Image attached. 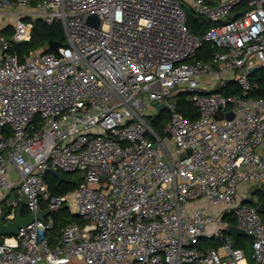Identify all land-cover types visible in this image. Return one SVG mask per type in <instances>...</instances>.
I'll return each instance as SVG.
<instances>
[{
    "label": "built area",
    "instance_id": "built-area-1",
    "mask_svg": "<svg viewBox=\"0 0 264 264\" xmlns=\"http://www.w3.org/2000/svg\"><path fill=\"white\" fill-rule=\"evenodd\" d=\"M14 4L31 11L10 39L0 36V215L9 206L5 221L22 205L34 214L67 207L85 223L67 225L52 244L53 215L35 219L3 238L0 264H248L225 214L264 264L263 216L239 197L242 183L264 185V97L250 96L251 74L264 70V0ZM188 8L213 24L201 37L187 27ZM26 18L61 22L66 44L21 63L11 42L29 41ZM203 43L215 54L193 61ZM231 82L240 95L214 92ZM182 93L199 117L177 112ZM160 104L171 113L162 136L146 115ZM47 169L83 181L53 195ZM207 236L222 246L202 253L195 245Z\"/></svg>",
    "mask_w": 264,
    "mask_h": 264
},
{
    "label": "trees",
    "instance_id": "trees-1",
    "mask_svg": "<svg viewBox=\"0 0 264 264\" xmlns=\"http://www.w3.org/2000/svg\"><path fill=\"white\" fill-rule=\"evenodd\" d=\"M10 4H14L16 0H8ZM34 4V3H33ZM247 9V3H243L238 6L233 13V18H238L243 11ZM26 21L32 22L34 27L32 30L31 37L29 41L25 43H15L11 42V53L16 54L21 63H24L28 57H30L34 52H46L51 53L55 52L52 50L49 45L51 43H60L66 44V35L64 31V27L61 22H54L52 24H48L42 19L33 20L31 18H27ZM213 24L195 14L191 9H187V27L189 31L196 36H203ZM15 28L13 26H6L0 31V36L12 37L14 35ZM215 49H213L210 43H203V46L198 50L195 59L193 61L204 60L210 61L213 55L215 54ZM252 81V91L250 96L254 98L264 97V70H257L251 74ZM221 92L226 95H240L241 89L238 87L237 83L231 82L228 88L214 91ZM177 112L186 118L195 119L199 117V108L194 106L187 98L185 93L180 94L177 97ZM171 119V113L168 110L163 112H158L157 116L152 119L150 122L153 129L162 136L164 134V128L168 121ZM65 177L68 179V182H62L57 177L52 174H48L45 176V180L49 186V189L53 195H65L69 192L75 190L78 184L83 181L80 173H63ZM254 195L257 196V201L251 202L250 200H246L242 202L243 204L253 206L257 208L260 204H264V185L259 186L255 189ZM23 206V216L26 217L29 214V211L26 205ZM45 208L46 205L44 204ZM263 219H264V215ZM53 219L55 223V229L49 233V237L51 243L53 244L57 237H61L62 230L69 224L76 223L83 225L85 221L82 220L78 215L73 214L69 208L63 207L59 209L58 212L53 214ZM223 221L230 225H236L237 219L235 216L230 214L223 215ZM223 244L222 239H216L214 237L207 238L203 237L199 240V242L195 245V247L201 251L202 253H206L209 249H219ZM234 247L242 249L248 260V264H255L253 260V247H252V239L248 236H240L237 240H234Z\"/></svg>",
    "mask_w": 264,
    "mask_h": 264
},
{
    "label": "water",
    "instance_id": "water-1",
    "mask_svg": "<svg viewBox=\"0 0 264 264\" xmlns=\"http://www.w3.org/2000/svg\"><path fill=\"white\" fill-rule=\"evenodd\" d=\"M88 23L92 24L94 26L99 27L100 25V20L96 15H91L88 18ZM27 40L23 41V43H25ZM64 46L63 44L60 43H51L49 45V47L54 50V51H58V49L60 47ZM157 110L158 112H163L166 110V104H160L157 106ZM224 117L223 112L221 111V109H219V111L215 114V118L217 120H220ZM227 117L229 119H232L234 117L233 113H228ZM191 153V152H190ZM186 157L185 154L181 155V159H184ZM48 174H52L55 177H57L60 181L62 182H68V179L65 177V175L58 171V170H53V169H47L46 171H44V175H48ZM251 202H255V199L252 198L250 199ZM10 206L3 212V214L0 215V243L3 242V238L4 237H8V236H16L19 234L20 230L23 228H26L27 226H29L32 222H34L35 219L38 220H43L46 216L48 215H53L54 213L58 212L57 209H46V210H40L38 213L34 214V213H29L28 216L24 217L22 212H23V206H20L17 209V213H16V218L14 221H5L6 216L9 214L10 212ZM257 211L264 215V204H260L257 207ZM228 234L230 236L233 237L234 240H237L240 236H246L248 237V235L246 234L245 231L241 230L239 227H237L236 225L230 226L228 229Z\"/></svg>",
    "mask_w": 264,
    "mask_h": 264
},
{
    "label": "rangeland",
    "instance_id": "rangeland-1",
    "mask_svg": "<svg viewBox=\"0 0 264 264\" xmlns=\"http://www.w3.org/2000/svg\"><path fill=\"white\" fill-rule=\"evenodd\" d=\"M31 11L30 7L24 8V7H18L15 4H10L8 1L6 2V0H0V17L3 18L4 22L7 24V26H13L15 28L16 22L18 20V18L20 17V15H23L22 13L24 11ZM27 19V18H26ZM32 19V18H31ZM8 39H10V37H8ZM219 87V86H218ZM158 113H154L152 112H146V115L148 116L147 119L151 122L153 118H155L157 116ZM18 192L13 191L11 194V198L16 200L18 199ZM199 206V204H195L194 205V209L197 208ZM206 209L208 210L209 207H206Z\"/></svg>",
    "mask_w": 264,
    "mask_h": 264
},
{
    "label": "crops",
    "instance_id": "crops-1",
    "mask_svg": "<svg viewBox=\"0 0 264 264\" xmlns=\"http://www.w3.org/2000/svg\"><path fill=\"white\" fill-rule=\"evenodd\" d=\"M7 26V24L4 22L3 18L0 17V31L5 28ZM235 83V82H234ZM218 90H222L221 88H217L216 91ZM259 186L255 185V184H249V183H242L239 187V197H240V201L244 202L246 200H250L252 198L255 199V201H257V196L254 195V191L256 188H258ZM1 195V194H0ZM246 205V204H245ZM214 212H219V209H215ZM213 231V227H209L208 228V232L211 233ZM212 236H207V238H211ZM221 251V250H220ZM222 253V251H221ZM254 260V259H253ZM248 261V260H247ZM255 263V261H254Z\"/></svg>",
    "mask_w": 264,
    "mask_h": 264
}]
</instances>
